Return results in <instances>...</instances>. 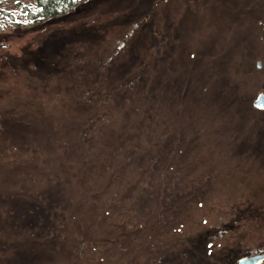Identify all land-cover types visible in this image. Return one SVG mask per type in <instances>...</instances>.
<instances>
[{
  "label": "rangeland",
  "instance_id": "obj_1",
  "mask_svg": "<svg viewBox=\"0 0 264 264\" xmlns=\"http://www.w3.org/2000/svg\"><path fill=\"white\" fill-rule=\"evenodd\" d=\"M261 93L264 0H81L0 29V264L263 252Z\"/></svg>",
  "mask_w": 264,
  "mask_h": 264
},
{
  "label": "trees",
  "instance_id": "obj_2",
  "mask_svg": "<svg viewBox=\"0 0 264 264\" xmlns=\"http://www.w3.org/2000/svg\"><path fill=\"white\" fill-rule=\"evenodd\" d=\"M11 0H0V29L9 26H23L41 23L50 18L64 15L72 10L81 0H33L25 4L23 0L15 1V11L1 6Z\"/></svg>",
  "mask_w": 264,
  "mask_h": 264
},
{
  "label": "water",
  "instance_id": "obj_3",
  "mask_svg": "<svg viewBox=\"0 0 264 264\" xmlns=\"http://www.w3.org/2000/svg\"><path fill=\"white\" fill-rule=\"evenodd\" d=\"M259 66V64L257 65ZM253 106L257 109L264 110V93L258 95L253 102ZM259 257H253L242 261L240 264H257Z\"/></svg>",
  "mask_w": 264,
  "mask_h": 264
},
{
  "label": "flooded vegetation",
  "instance_id": "obj_4",
  "mask_svg": "<svg viewBox=\"0 0 264 264\" xmlns=\"http://www.w3.org/2000/svg\"><path fill=\"white\" fill-rule=\"evenodd\" d=\"M253 257H259V261L257 262V264H264V251L260 252V253H256L253 255H249V254H243L239 257H237V261L235 264H240L242 261L249 259V258H253Z\"/></svg>",
  "mask_w": 264,
  "mask_h": 264
}]
</instances>
